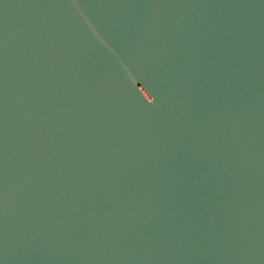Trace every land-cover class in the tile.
Listing matches in <instances>:
<instances>
[{
  "label": "water",
  "instance_id": "95a60500",
  "mask_svg": "<svg viewBox=\"0 0 264 264\" xmlns=\"http://www.w3.org/2000/svg\"><path fill=\"white\" fill-rule=\"evenodd\" d=\"M0 264H264V0H0Z\"/></svg>",
  "mask_w": 264,
  "mask_h": 264
}]
</instances>
